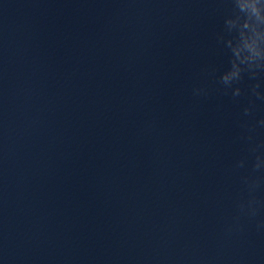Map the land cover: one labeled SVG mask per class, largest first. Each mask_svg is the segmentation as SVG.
I'll use <instances>...</instances> for the list:
<instances>
[{"label": "water", "instance_id": "water-1", "mask_svg": "<svg viewBox=\"0 0 264 264\" xmlns=\"http://www.w3.org/2000/svg\"><path fill=\"white\" fill-rule=\"evenodd\" d=\"M0 264H121L91 0H0Z\"/></svg>", "mask_w": 264, "mask_h": 264}]
</instances>
